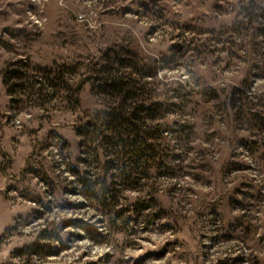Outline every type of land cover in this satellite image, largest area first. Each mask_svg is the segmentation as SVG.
<instances>
[{
	"label": "rangeland",
	"instance_id": "1",
	"mask_svg": "<svg viewBox=\"0 0 264 264\" xmlns=\"http://www.w3.org/2000/svg\"><path fill=\"white\" fill-rule=\"evenodd\" d=\"M107 56L164 103L136 186L81 135ZM0 264H264V0H0Z\"/></svg>",
	"mask_w": 264,
	"mask_h": 264
},
{
	"label": "trees",
	"instance_id": "2",
	"mask_svg": "<svg viewBox=\"0 0 264 264\" xmlns=\"http://www.w3.org/2000/svg\"><path fill=\"white\" fill-rule=\"evenodd\" d=\"M244 18L249 19L251 16L245 15ZM254 19L263 20V17L257 14ZM114 66H117L114 57H102L101 62L91 65L86 80L79 82V91L91 82L101 95L117 96V104L96 112V118H93L95 125L86 124L88 129L82 130L81 135L93 136L99 143L98 148L102 147L101 144L106 150L112 148L116 152L114 154L116 159L122 164L121 172L119 168L117 169L120 177L123 175L127 179L126 182H132L136 186L140 180L139 171L148 172L152 170L153 164L158 165L165 162L163 155L165 147L160 145L158 136L164 135L168 130L163 129V125L157 123L156 132L150 136L146 129V122L160 120L158 115L164 103L144 98L138 87L140 81L133 82L134 77H128L124 72L121 74L119 70H112L111 67ZM127 161L129 166L123 167ZM106 184L107 186L104 187L109 189L111 194L117 192L112 183ZM135 186L129 190H135ZM140 202L144 203L142 210L149 207V199L145 198ZM124 212H129V210H119V213H123L122 216L125 215ZM119 216L121 217L120 214Z\"/></svg>",
	"mask_w": 264,
	"mask_h": 264
}]
</instances>
